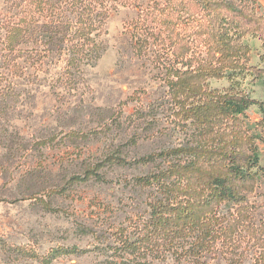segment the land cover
<instances>
[{
	"label": "trees",
	"instance_id": "obj_1",
	"mask_svg": "<svg viewBox=\"0 0 264 264\" xmlns=\"http://www.w3.org/2000/svg\"><path fill=\"white\" fill-rule=\"evenodd\" d=\"M118 1H17L12 16L0 21L7 32L0 96L14 98L17 80L53 60L62 71L57 81L76 86L78 72L105 50L101 37ZM140 2L122 0L140 6V50L147 47L183 65L169 98L174 129L186 136L176 146L133 161L156 167L135 178L148 191L145 213L128 217L96 248L114 257L123 254L122 262L113 258L107 264H138V256L146 264L168 259L177 264H264V219H258V207L250 200L264 176L257 141L264 140V100L209 84L211 78L237 72L264 75V67L249 65L251 48L244 42L246 36L258 37L264 49V14L255 9L256 0H149L146 7ZM252 105L262 113L260 135L245 119ZM122 114L115 125L121 124ZM112 162L130 164L119 155ZM20 248L40 256L33 244ZM59 250L83 252L78 246L56 245L43 259ZM126 255L132 258L123 259Z\"/></svg>",
	"mask_w": 264,
	"mask_h": 264
},
{
	"label": "rangeland",
	"instance_id": "obj_2",
	"mask_svg": "<svg viewBox=\"0 0 264 264\" xmlns=\"http://www.w3.org/2000/svg\"><path fill=\"white\" fill-rule=\"evenodd\" d=\"M17 1L0 0V21L12 16ZM148 2L139 4L146 7ZM254 5L264 14V0ZM139 9L118 1L101 37L105 50L96 63L78 72L76 86L57 81L62 71L53 60L44 70L29 69L26 78L17 80L14 98L0 96V264L122 262V253L114 257L96 247L128 217L145 213L148 191L135 178L156 167L133 161L176 146L186 136L174 129L169 98L176 70L183 65L147 47L140 50ZM6 34L0 26V56ZM244 42L251 48L249 65L264 67L261 39L246 36ZM209 84L264 100V75L237 72L211 78ZM121 113V124L115 125ZM261 117L257 105L246 111L255 135L261 134ZM257 141L264 166V140ZM118 155L130 164H113ZM250 200L258 207V219H264V176ZM27 244L40 256L22 251L20 246ZM56 245L78 246L83 252L59 250L43 259ZM138 261L148 262L139 256ZM153 264L177 263L168 259Z\"/></svg>",
	"mask_w": 264,
	"mask_h": 264
}]
</instances>
